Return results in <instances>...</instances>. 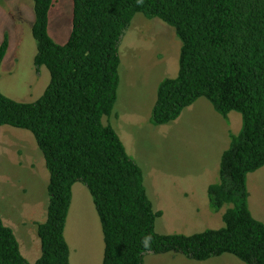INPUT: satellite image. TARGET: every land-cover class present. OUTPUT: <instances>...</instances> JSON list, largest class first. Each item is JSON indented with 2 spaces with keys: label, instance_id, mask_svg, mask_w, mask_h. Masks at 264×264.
<instances>
[{
  "label": "trees",
  "instance_id": "16d2710c",
  "mask_svg": "<svg viewBox=\"0 0 264 264\" xmlns=\"http://www.w3.org/2000/svg\"><path fill=\"white\" fill-rule=\"evenodd\" d=\"M33 1L35 64L45 65L51 79L34 102L12 99L0 87V127L34 134L50 172L48 215L38 224L41 255L34 263L0 216V264H71L65 228L77 181L87 185L101 221L102 264H145L148 251L200 261L230 253L264 264V222L251 212L247 186L248 174L264 166V0H73L65 43L49 33L54 0ZM137 13L161 18L181 41L178 75L158 86L154 125L177 119L201 97L224 117L243 116L221 156L219 180L207 189L213 209L228 205L220 229L157 232L162 211L153 208L143 170L105 120L118 99L120 40ZM8 46L6 37L0 68Z\"/></svg>",
  "mask_w": 264,
  "mask_h": 264
},
{
  "label": "rangeland",
  "instance_id": "374dc122",
  "mask_svg": "<svg viewBox=\"0 0 264 264\" xmlns=\"http://www.w3.org/2000/svg\"><path fill=\"white\" fill-rule=\"evenodd\" d=\"M73 0H54L49 12V33L65 43L73 28ZM33 0H0V42L9 40L0 68V87L12 99L34 102L47 88L51 75L37 66ZM181 41L173 27L159 17L137 13L124 32L119 51L120 83L112 114L114 126L127 152L144 173L153 208L162 211L156 230L186 235L224 227L228 205L215 210L208 186L219 180L220 160L231 134H238L243 116L226 117L201 97L168 123L151 122L160 82L176 77ZM50 172L34 134L23 128L0 127V216L13 228L22 254L34 263L41 255L38 224L47 219ZM249 207L264 222V166L248 174ZM65 228L71 264H102L105 242L101 221L87 185H73ZM145 264H246L225 253L195 260L181 252L145 253Z\"/></svg>",
  "mask_w": 264,
  "mask_h": 264
},
{
  "label": "clouds",
  "instance_id": "9594fccd",
  "mask_svg": "<svg viewBox=\"0 0 264 264\" xmlns=\"http://www.w3.org/2000/svg\"><path fill=\"white\" fill-rule=\"evenodd\" d=\"M147 243H148V241H147V240H145V246H147Z\"/></svg>",
  "mask_w": 264,
  "mask_h": 264
},
{
  "label": "crops",
  "instance_id": "0c3cea01",
  "mask_svg": "<svg viewBox=\"0 0 264 264\" xmlns=\"http://www.w3.org/2000/svg\"><path fill=\"white\" fill-rule=\"evenodd\" d=\"M37 259H38V258H37ZM37 259H36V260H37Z\"/></svg>",
  "mask_w": 264,
  "mask_h": 264
}]
</instances>
